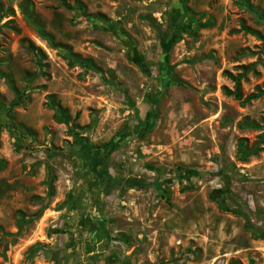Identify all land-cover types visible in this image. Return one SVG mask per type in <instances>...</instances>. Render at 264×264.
<instances>
[{"label": "rangeland", "instance_id": "374dc122", "mask_svg": "<svg viewBox=\"0 0 264 264\" xmlns=\"http://www.w3.org/2000/svg\"><path fill=\"white\" fill-rule=\"evenodd\" d=\"M0 264H264V0H0Z\"/></svg>", "mask_w": 264, "mask_h": 264}, {"label": "trees", "instance_id": "16d2710c", "mask_svg": "<svg viewBox=\"0 0 264 264\" xmlns=\"http://www.w3.org/2000/svg\"><path fill=\"white\" fill-rule=\"evenodd\" d=\"M203 25H206V24H202ZM231 93V92H229ZM234 97L235 98H239L240 97V93L238 90H235L234 92ZM256 95H250L246 98V100H249V99H252V98H255ZM63 116H61L62 118ZM63 119V118H62ZM239 152L241 153V159H245L247 156L251 155V154H254L257 152V149L252 147L250 149H247L242 143L239 145Z\"/></svg>", "mask_w": 264, "mask_h": 264}]
</instances>
